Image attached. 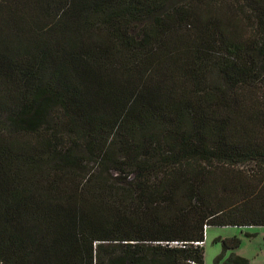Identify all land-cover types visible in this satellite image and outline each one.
I'll list each match as a JSON object with an SVG mask.
<instances>
[{
	"label": "trees",
	"instance_id": "obj_1",
	"mask_svg": "<svg viewBox=\"0 0 264 264\" xmlns=\"http://www.w3.org/2000/svg\"><path fill=\"white\" fill-rule=\"evenodd\" d=\"M262 87L264 0H0V264H204L206 227L264 226Z\"/></svg>",
	"mask_w": 264,
	"mask_h": 264
},
{
	"label": "rangeland",
	"instance_id": "obj_2",
	"mask_svg": "<svg viewBox=\"0 0 264 264\" xmlns=\"http://www.w3.org/2000/svg\"><path fill=\"white\" fill-rule=\"evenodd\" d=\"M233 3L222 2L215 8L218 22H222L225 32L229 37L241 38L239 34L240 24L243 22L241 33L249 36L251 32L247 28L249 24L246 15L250 7L239 6ZM237 30V33L234 31ZM237 34V35H236ZM239 34V35H238ZM263 86V85H261ZM260 90V96L264 99V87ZM238 237L239 247L225 250L222 240ZM204 264H225V260L231 255L240 256L248 261V264H264V226H209L205 230ZM223 255L222 259H218Z\"/></svg>",
	"mask_w": 264,
	"mask_h": 264
},
{
	"label": "built area",
	"instance_id": "obj_3",
	"mask_svg": "<svg viewBox=\"0 0 264 264\" xmlns=\"http://www.w3.org/2000/svg\"><path fill=\"white\" fill-rule=\"evenodd\" d=\"M176 243V242H175Z\"/></svg>",
	"mask_w": 264,
	"mask_h": 264
}]
</instances>
